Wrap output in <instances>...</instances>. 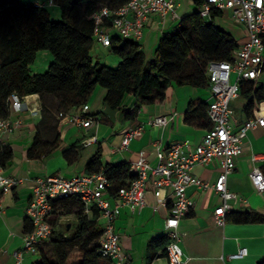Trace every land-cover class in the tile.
Instances as JSON below:
<instances>
[{
	"label": "crops",
	"instance_id": "1",
	"mask_svg": "<svg viewBox=\"0 0 264 264\" xmlns=\"http://www.w3.org/2000/svg\"><path fill=\"white\" fill-rule=\"evenodd\" d=\"M176 1L177 18L170 15L164 18L152 15L145 25L139 43L147 61L154 57L163 33L172 31L183 17L197 10L198 0ZM24 2L33 3L34 0ZM53 6L47 7L49 16L54 12ZM214 23L230 33L237 43L245 36L242 26L233 24L223 14L217 16ZM108 52L109 47L93 46L92 60L100 61ZM94 55L97 57L94 58ZM119 60V57H116L114 63L118 64ZM250 81L255 86L264 87V70L256 79ZM245 84L244 82L242 86ZM241 89L230 104L234 126H238L250 116L245 112L247 97ZM105 93L104 88L97 86L86 98L89 113L99 117L97 124L88 129L78 127L66 117L54 113L49 120L42 121L41 98L37 94L24 96L28 110L9 111L8 118L11 121L19 119L20 124L14 126L11 131L0 132V142L9 145L13 151L12 159L5 166H0V169L2 175L15 177L19 181L0 196V264H31L38 259V255L25 254L23 261L17 263L13 256V252L22 245L27 219L25 208L35 178L57 173L66 177L88 174L87 162L98 150L101 153V166L119 162L130 164L140 151L154 164L157 147L165 149L171 143L183 139L198 143L208 129L198 128L184 121V114L191 102L209 103L211 97L208 86L194 87L172 82L162 103L142 104L133 119L126 118L118 109H106L103 101ZM134 102L133 95L126 94L122 105L131 108ZM255 108H260V112L264 114V99L255 102L251 114ZM160 115L170 117L169 121L160 126L147 124L148 120ZM139 124L144 125L143 132L132 138L126 147H122L121 140L125 131ZM37 134L46 140L58 136L59 143L48 153L32 158L27 152ZM253 153L264 158V127H256L247 133L243 151L236 158L235 167L228 175L227 188L238 195V198L230 200L229 212H254L264 216V193L255 190L249 177L254 164L251 160ZM257 164L264 171V159ZM219 170L218 159L211 160L207 165H194L192 168L194 174L210 184L216 179ZM186 193L193 201V206L189 213L180 218L177 227L184 259L182 264H257L264 258V219L249 222H235L230 219L225 220L223 225H218L215 222L214 210L221 203L220 196L211 188L200 189L194 185L188 186ZM170 209V190L166 191L165 204H159L149 190L146 193V204L140 210H132L129 206L121 208L115 221V229L128 264H166L165 250L155 249L151 243L158 237L168 236L164 222ZM64 218H72V226L75 228L77 220L74 212L61 215L58 222L64 223ZM30 228L29 224L28 229ZM71 232L67 225L64 235L69 236ZM240 247H246L248 250L244 258L226 261L222 259V256L226 257Z\"/></svg>",
	"mask_w": 264,
	"mask_h": 264
},
{
	"label": "trees",
	"instance_id": "2",
	"mask_svg": "<svg viewBox=\"0 0 264 264\" xmlns=\"http://www.w3.org/2000/svg\"><path fill=\"white\" fill-rule=\"evenodd\" d=\"M58 5L61 19L51 20L47 7L36 6L22 0H0V119L9 116L12 94L25 96L37 94L41 98L42 121L58 115L61 109L85 103L87 96L101 87L106 90L103 98L106 109H118L126 118L133 119L144 103H162L168 86L189 84L207 87L206 64L211 60H230L238 46L227 31L215 26L221 14L212 8L209 21L197 10L183 17L172 30L163 33L154 57L147 61L139 41L111 36L110 52L119 57L115 67L99 60L93 61V20L91 14L100 6L115 9L128 0H53ZM47 50L52 60L46 71L31 73L30 65L37 52ZM246 83L242 86L243 83ZM240 88L247 97L245 112L251 115L257 100L264 99V87L242 80ZM126 94L133 95L131 108L122 105ZM54 99L50 101V99ZM184 114V121L198 128H210L207 103L191 102ZM58 136L51 140L35 136L28 149L29 157H40L56 147ZM100 151L87 162L88 173L103 172L109 185L108 192L116 195L119 187L134 177L129 164H100ZM13 157L12 148L0 142V166ZM2 193H0L1 196ZM50 219L52 236L39 248L38 259L31 264H111L100 252L102 228L96 209L91 215L83 212V204L76 196L53 201ZM74 212L76 226L69 236L67 227L59 223L63 214ZM249 222L264 219L254 212H229L225 220ZM30 222L25 220V232ZM170 238L166 235L152 241L155 249L165 250ZM49 245V250L44 246ZM257 264H264V258Z\"/></svg>",
	"mask_w": 264,
	"mask_h": 264
},
{
	"label": "built area",
	"instance_id": "3",
	"mask_svg": "<svg viewBox=\"0 0 264 264\" xmlns=\"http://www.w3.org/2000/svg\"><path fill=\"white\" fill-rule=\"evenodd\" d=\"M40 7L54 5L53 0H34ZM176 0H128L125 4L110 9L100 6L90 18L93 20V46L109 47L111 36L118 35L139 41L148 19L152 15L164 18L170 15L177 18ZM212 8L220 10L235 24L242 26L245 36L233 51L230 60H211L206 64V76L211 100L207 104V115L211 122L200 142L183 139L171 143L167 148H156V162L150 163L143 151L130 162L129 170L134 174L131 180L119 187L116 195H111L109 182L103 172L78 174L66 177L62 174H48L34 179L29 202L25 208L26 218L31 230L22 235L21 248L13 252L17 263L24 255L37 256L39 248L52 236L50 219L53 214V201L76 196L83 204V212L91 215L98 211L102 228L100 252L111 264H128L127 256L120 246V237L115 229V221L123 206L140 210L146 204V193L151 190L159 204H165L166 191L170 190L171 209L165 218V228L170 238L165 248L166 264H182L183 252L180 247L179 220L189 213L193 201L186 188L194 185L200 189L211 188L220 198V205L214 210L215 222L223 225L229 213L230 200L238 195L227 188L228 175L235 167L236 158L242 153L247 133L256 127H264V114L260 108L234 126L231 102L240 91L242 80H254L264 70V0H201L200 13L209 18ZM10 110H28L24 96L12 94ZM58 116L66 117L78 127L88 129L96 125L98 115L89 113L87 103L76 107L61 109ZM170 117L155 116L147 121L153 126L164 125ZM20 124L19 119L11 121L8 117L0 119V132L11 131ZM143 124L125 131L121 146L126 147L132 138L143 132ZM218 159L220 170L212 184L202 180L192 172L194 165H207ZM257 153L251 155L253 166L249 172L251 183L256 191L264 193V171L257 164L262 160ZM19 180L4 176L0 169V193L8 192ZM246 247L222 256L224 261L244 258Z\"/></svg>",
	"mask_w": 264,
	"mask_h": 264
},
{
	"label": "rangeland",
	"instance_id": "4",
	"mask_svg": "<svg viewBox=\"0 0 264 264\" xmlns=\"http://www.w3.org/2000/svg\"><path fill=\"white\" fill-rule=\"evenodd\" d=\"M53 10H54V12L51 13L50 19L51 20H59V19H61V13H60L59 6L58 5H54L53 6ZM96 57H97V55H94V58H96ZM116 57H118V56L113 54V53H111V52H108L107 55H105L104 58L100 59V62L104 63V64H106V65H108L110 67H115L117 65V63H114ZM51 60H52V56L47 50L38 51L34 62L30 65V71L32 73H42V72L46 71V69L48 68V65L51 62ZM62 220H63L64 223H67V225L69 226V231H73L74 230V228L72 226L73 225L72 218H64ZM44 247L49 250V245L48 244L46 246H44Z\"/></svg>",
	"mask_w": 264,
	"mask_h": 264
},
{
	"label": "water",
	"instance_id": "5",
	"mask_svg": "<svg viewBox=\"0 0 264 264\" xmlns=\"http://www.w3.org/2000/svg\"><path fill=\"white\" fill-rule=\"evenodd\" d=\"M205 21H209V18L207 16H204Z\"/></svg>",
	"mask_w": 264,
	"mask_h": 264
}]
</instances>
